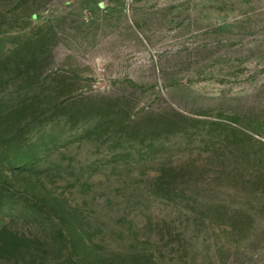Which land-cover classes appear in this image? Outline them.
<instances>
[{
	"label": "rangeland",
	"instance_id": "374dc122",
	"mask_svg": "<svg viewBox=\"0 0 264 264\" xmlns=\"http://www.w3.org/2000/svg\"><path fill=\"white\" fill-rule=\"evenodd\" d=\"M0 264H264V0H0Z\"/></svg>",
	"mask_w": 264,
	"mask_h": 264
}]
</instances>
